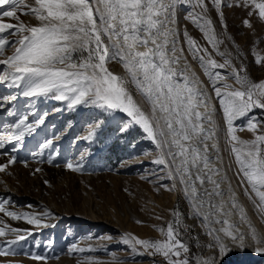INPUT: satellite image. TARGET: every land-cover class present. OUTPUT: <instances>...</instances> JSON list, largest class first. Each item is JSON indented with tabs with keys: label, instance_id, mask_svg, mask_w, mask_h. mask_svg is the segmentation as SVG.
<instances>
[{
	"label": "snow or ice",
	"instance_id": "6c2138e0",
	"mask_svg": "<svg viewBox=\"0 0 264 264\" xmlns=\"http://www.w3.org/2000/svg\"><path fill=\"white\" fill-rule=\"evenodd\" d=\"M212 2L217 8L221 7V0ZM178 3L192 6L188 18L205 33L219 55L224 56L225 53L219 52L218 45L222 41L216 39L211 19L194 11L195 7L206 10L204 0H34V5L25 4L24 0H0V56L5 55L7 47H14L10 55L0 59V64L7 66V71L0 74V82L19 89L24 97H51L66 101L69 108L92 106L97 111L84 137L86 140L102 134L113 119L119 120L120 133L139 125L160 150L154 162L167 165L168 178L178 179L183 185L194 214L203 219L206 235L211 237L205 245L211 249V254L199 257L197 264H224L236 250L264 255V229L255 225L239 201L226 169L213 163V160H221L220 155L213 157L209 152V140L213 141L212 148L219 152L212 115L215 109H209V97L195 74H188L189 66L177 67L184 59L183 48L178 47L181 33L175 27ZM22 6L28 9L24 14L35 18V24L19 20L18 10ZM237 6L248 8L249 16L256 13L264 21V0H237ZM220 16L223 17L222 11ZM4 18H15L18 23L5 22ZM244 23L250 28L253 26L250 20ZM5 34H14L17 38L9 41ZM183 35L219 98L231 152L239 167L237 175L244 178L241 180L243 192L264 217V129L255 122L254 116H249L255 108L264 110V81L253 82L247 69H237L230 59L218 63L187 31ZM202 51L209 58L201 55ZM114 60L123 64L127 76L109 69V63ZM261 61L264 56H257L256 62ZM230 65L229 75L242 88L228 84L227 77L217 71ZM129 84L144 97L150 111L133 96ZM116 110L130 119L110 115ZM244 117L247 122L243 127L253 133V139L243 140L236 135L242 129L234 122ZM37 123L43 124L44 119H38ZM35 130L36 125L28 122L27 115L22 116L10 136L0 135V148L9 140H20ZM51 143L48 140L41 147ZM15 162L13 156L8 163ZM66 167L72 171L82 169L80 163L71 160ZM6 168L7 164L0 165V171ZM206 184L211 188L205 187ZM2 211H5L4 202L0 201ZM7 215L40 225L43 216L50 213L37 217L10 211ZM178 217L179 214L175 222L167 226L165 240L125 236L124 243L134 249L137 244L152 249L153 254L163 255L168 264H190L189 248L179 238ZM241 224L246 227L241 228ZM8 232L16 238L0 244V255L12 252L5 245H15L31 234L27 230L8 227L6 231L5 227H0V237H6ZM32 258L45 257L34 255Z\"/></svg>",
	"mask_w": 264,
	"mask_h": 264
},
{
	"label": "rangeland",
	"instance_id": "374dc122",
	"mask_svg": "<svg viewBox=\"0 0 264 264\" xmlns=\"http://www.w3.org/2000/svg\"><path fill=\"white\" fill-rule=\"evenodd\" d=\"M204 2L206 10L195 7L194 11L211 19L215 37L222 41L218 45L219 52L225 55H219L205 33L188 18L192 6L178 3L176 11L181 42L214 96L222 153L233 174L231 178L250 215L264 229V217L244 194L241 185L244 178L237 175L239 167L231 152L222 107L215 96L212 81L201 67L199 58L189 50L183 35L187 31L201 49H207L212 59L218 63L230 59L232 65L247 69L251 80L259 83L264 81V61L257 63L256 57L264 56V21L256 13L249 16V9L237 6V0H221L220 8L212 0ZM24 3L34 5V0H24ZM27 11L23 6L18 10L19 20L35 24L37 21L31 14H24ZM246 19L251 21V28L245 25ZM4 20L18 23L15 18ZM5 35L9 41L17 38L14 34ZM13 50L14 47H7L0 59ZM201 55L209 58L203 51ZM108 67L116 74L127 76L119 60L111 61ZM4 71L7 66L0 65V74ZM217 71L226 76L227 83L234 88L243 87L229 75L231 65ZM129 90L144 109L150 111V105L135 86L129 84ZM96 111L90 105L69 108L66 101L51 97H24L19 89L0 82V135L10 136L15 123L24 115L29 123L36 125L34 132L26 133L20 140H9L4 148H0V165L7 164V168L0 171V201L4 202L5 208L0 212V221H3L0 227H5L6 231L11 227L31 233L15 245H5L12 252L0 255V264H168L163 255L153 254L152 249L139 244L134 249L131 244L124 243V237L165 240L167 226L175 222L177 214L179 238L189 248L190 264H197L199 257L210 255L211 249L205 245L211 237L206 235L203 220L194 214L182 184L178 179L168 178L167 165L154 162L160 155L155 142L139 125L120 133L118 119L111 120L106 130L92 140L84 139L94 123ZM110 115L130 119L118 110ZM249 116H254L255 122L264 129V110L255 108ZM40 118L44 119L43 124L37 123ZM246 122L247 117L234 122L238 129H242L236 135L250 140L253 133L243 127ZM48 140L52 141L51 145L41 147ZM13 156L16 162L9 164ZM68 160L80 163L82 169H68ZM10 211L31 213L37 217L45 212L50 215L43 216L42 224L34 225L26 219H13L7 215ZM15 238V234L8 232L6 237H0V244ZM34 255L45 258L36 260L32 258Z\"/></svg>",
	"mask_w": 264,
	"mask_h": 264
},
{
	"label": "bare ground",
	"instance_id": "6f19581e",
	"mask_svg": "<svg viewBox=\"0 0 264 264\" xmlns=\"http://www.w3.org/2000/svg\"><path fill=\"white\" fill-rule=\"evenodd\" d=\"M176 23H175V27L179 30L180 32V27H179V20H178V14L176 11ZM178 47L183 48V57L184 59L181 60L180 64L177 65L178 68H183L185 66V64H187L189 67L187 69L188 74H195V77L198 78V80L201 82L200 83V87L201 89L208 95L209 97V109L211 110L214 107V111L212 112L213 115V119L216 122V128H217V132H216V136H217V142L219 145V152L217 153L215 149L212 148V140L208 141L209 144V152L210 154L214 157L215 155H220L221 160L220 161H215L213 160V163H216L218 166L225 168L227 171V175L229 177V180L231 182L232 188L235 190V192L238 195V199L239 201H241L244 205V207L246 208L248 215L250 216V218L252 219V221H254L255 225L257 227H260L258 225V221L249 213V208L245 202V200L240 196L239 194V189L238 187H236L235 183L233 182V179L231 178L233 176V174L230 172L231 169H229V164L227 163V159L226 157L223 155L222 153V138H221V134H220V130H219V121L217 118V114H216V106H215V100H214V96L211 94L210 89L207 87V85L203 82V80L201 79V77L199 76L198 71L196 70V68L194 67V65L191 63L184 47L183 44L181 42V34L179 36L178 39ZM5 66V65H4ZM201 111H204V108L201 107L200 109ZM183 187V185H182ZM205 187L211 188V185L206 184ZM202 219V218H201ZM203 220V219H202ZM204 222V221H203ZM215 227H220V225H214ZM241 228H245L246 225L241 224L240 225ZM261 228V227H260ZM263 229V228H262ZM224 264H264V255H260V254H256L254 252H252L251 250H246V251H239L236 250L234 251L232 254H230L224 261Z\"/></svg>",
	"mask_w": 264,
	"mask_h": 264
}]
</instances>
